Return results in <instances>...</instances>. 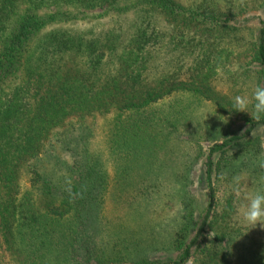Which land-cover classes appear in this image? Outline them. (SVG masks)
<instances>
[{
    "label": "trees",
    "instance_id": "obj_1",
    "mask_svg": "<svg viewBox=\"0 0 264 264\" xmlns=\"http://www.w3.org/2000/svg\"><path fill=\"white\" fill-rule=\"evenodd\" d=\"M69 8L111 25L67 29ZM239 15L207 0H0V264H264L263 229L231 194L234 177L264 188V120L230 101L264 86V20ZM164 197L179 212L165 231L151 209Z\"/></svg>",
    "mask_w": 264,
    "mask_h": 264
},
{
    "label": "rangeland",
    "instance_id": "obj_2",
    "mask_svg": "<svg viewBox=\"0 0 264 264\" xmlns=\"http://www.w3.org/2000/svg\"><path fill=\"white\" fill-rule=\"evenodd\" d=\"M186 1V0H184ZM208 2L214 3L219 9L222 11H226L227 9L233 8L236 13H240L239 16L236 17V22L238 25L247 28L257 29L260 26V22L264 20V13L261 8H259L260 0H207ZM241 10V11H239ZM69 11L80 14L78 18L75 20L62 25L67 29H71L78 32H95L107 29L111 25V17L102 16L100 11H85L78 12V9L69 8ZM61 26V27H62ZM233 85L232 83L226 81L223 83H219V88L222 91L229 92V89ZM244 93L240 94H249V87L244 86ZM233 89V87H232ZM235 91V89H233ZM231 91V90H230ZM181 105L186 106L187 112H192V114L199 121L208 122H216L218 125H224L223 119H218V115L216 114L214 108L211 106L212 104L207 101H196L191 99L190 97H183V102ZM189 105V107H187ZM191 105V106H190ZM190 112V113H191ZM207 118V119H206ZM259 134L262 135L264 139V131H259ZM210 142H204L203 147L208 148L210 146ZM201 167H198V172ZM251 181H245L243 184V188L245 191L255 190L254 187H251L249 184ZM171 189H176V185H170ZM202 191L196 192V194ZM199 195V194H198ZM201 202L204 203V199L202 196L200 197ZM151 209L157 211V215H153L152 218L160 216L158 219L160 227L165 231L171 228L173 225V220L175 217H178V203L176 200L171 198H157L154 203H152ZM110 210V207H109ZM150 224L155 225V223L151 222ZM147 226V225H146ZM263 232H264V228ZM6 259L8 260V264H13L12 256L10 252L5 254ZM191 262V261H190ZM188 262L187 264H190Z\"/></svg>",
    "mask_w": 264,
    "mask_h": 264
},
{
    "label": "clouds",
    "instance_id": "obj_3",
    "mask_svg": "<svg viewBox=\"0 0 264 264\" xmlns=\"http://www.w3.org/2000/svg\"><path fill=\"white\" fill-rule=\"evenodd\" d=\"M230 101L235 112L248 113L255 121L264 120V86L257 84L250 94L233 95ZM241 179L234 177L231 185V194L240 201L235 215L252 228H264V188L245 191Z\"/></svg>",
    "mask_w": 264,
    "mask_h": 264
}]
</instances>
